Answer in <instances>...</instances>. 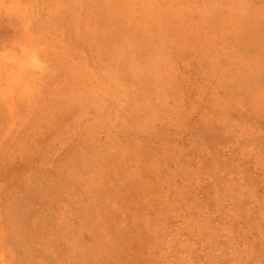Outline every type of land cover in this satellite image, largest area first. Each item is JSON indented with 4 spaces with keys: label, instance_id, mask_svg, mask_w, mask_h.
Instances as JSON below:
<instances>
[{
    "label": "rangeland",
    "instance_id": "obj_1",
    "mask_svg": "<svg viewBox=\"0 0 264 264\" xmlns=\"http://www.w3.org/2000/svg\"><path fill=\"white\" fill-rule=\"evenodd\" d=\"M0 264H264V0H0Z\"/></svg>",
    "mask_w": 264,
    "mask_h": 264
}]
</instances>
